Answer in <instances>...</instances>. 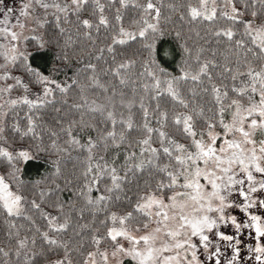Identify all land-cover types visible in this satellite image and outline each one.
Returning <instances> with one entry per match:
<instances>
[{
	"label": "snow or ice",
	"instance_id": "6c2138e0",
	"mask_svg": "<svg viewBox=\"0 0 264 264\" xmlns=\"http://www.w3.org/2000/svg\"><path fill=\"white\" fill-rule=\"evenodd\" d=\"M0 13V264H264V0Z\"/></svg>",
	"mask_w": 264,
	"mask_h": 264
},
{
	"label": "trees",
	"instance_id": "16d2710c",
	"mask_svg": "<svg viewBox=\"0 0 264 264\" xmlns=\"http://www.w3.org/2000/svg\"><path fill=\"white\" fill-rule=\"evenodd\" d=\"M101 2H105V0H101ZM106 11H110V10L106 9ZM173 26L182 28L184 33L189 32V26L186 23H182L175 16L173 17ZM205 27H206L205 25L199 26V28H205ZM190 36H191L190 43H193V42L194 44L203 43V40L200 37H196L194 32L190 33ZM201 37H203V31H201ZM169 47L173 50V53H174L176 50V42L171 37L166 38L159 44L158 58L164 66L175 70L174 64H175V60L178 59V57H174L172 60H170L167 57L165 51L168 50ZM126 54L128 56H132L133 55L132 49L127 50ZM52 58H53L52 53H44L43 55L36 56V62L42 67H47V66H50ZM54 115H55L54 113H50L47 119L51 120ZM73 163L74 161L68 162V164L66 165L67 171L71 172ZM47 167L48 166L45 164L44 159L32 160L26 167L27 177L32 178V179H38L40 177V174L46 171ZM5 228L6 226L2 222H0V244H2L4 241Z\"/></svg>",
	"mask_w": 264,
	"mask_h": 264
},
{
	"label": "rangeland",
	"instance_id": "374dc122",
	"mask_svg": "<svg viewBox=\"0 0 264 264\" xmlns=\"http://www.w3.org/2000/svg\"><path fill=\"white\" fill-rule=\"evenodd\" d=\"M5 4H7L8 6L11 7H15L18 8L20 6V0H5ZM18 14V13H17ZM3 19V14L0 13V20ZM11 23L14 24L15 23V16L10 18ZM3 25H0V27H2ZM167 57L172 60L174 58L173 56V50L169 47L168 50L165 51Z\"/></svg>",
	"mask_w": 264,
	"mask_h": 264
}]
</instances>
